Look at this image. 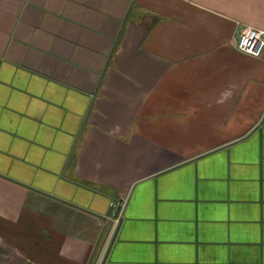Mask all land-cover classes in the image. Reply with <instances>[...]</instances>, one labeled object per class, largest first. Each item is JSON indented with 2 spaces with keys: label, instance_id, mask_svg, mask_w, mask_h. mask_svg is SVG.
Listing matches in <instances>:
<instances>
[{
  "label": "crops",
  "instance_id": "1",
  "mask_svg": "<svg viewBox=\"0 0 264 264\" xmlns=\"http://www.w3.org/2000/svg\"><path fill=\"white\" fill-rule=\"evenodd\" d=\"M245 26L264 0H0V264H264Z\"/></svg>",
  "mask_w": 264,
  "mask_h": 264
},
{
  "label": "built area",
  "instance_id": "2",
  "mask_svg": "<svg viewBox=\"0 0 264 264\" xmlns=\"http://www.w3.org/2000/svg\"><path fill=\"white\" fill-rule=\"evenodd\" d=\"M264 46V30L257 29L251 26H245L242 28L239 34V38L236 42L237 50L247 53L252 56H258ZM125 205V200H116L111 203V212L109 219L112 226L115 228L121 217L122 209Z\"/></svg>",
  "mask_w": 264,
  "mask_h": 264
}]
</instances>
